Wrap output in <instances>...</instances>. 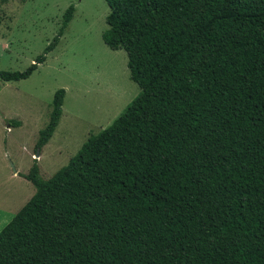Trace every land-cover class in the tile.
<instances>
[{"label": "trees", "instance_id": "1", "mask_svg": "<svg viewBox=\"0 0 264 264\" xmlns=\"http://www.w3.org/2000/svg\"><path fill=\"white\" fill-rule=\"evenodd\" d=\"M106 1L103 39L141 92L52 177L35 160L0 264H264V0Z\"/></svg>", "mask_w": 264, "mask_h": 264}, {"label": "rangeland", "instance_id": "2", "mask_svg": "<svg viewBox=\"0 0 264 264\" xmlns=\"http://www.w3.org/2000/svg\"><path fill=\"white\" fill-rule=\"evenodd\" d=\"M71 5L73 17L62 31ZM109 12L106 0H0V71L26 70L58 38L28 78H0V231L36 192L25 177L35 160L40 177H52L141 92L127 52L103 39ZM61 88L66 95L59 123L40 149V131Z\"/></svg>", "mask_w": 264, "mask_h": 264}, {"label": "crops", "instance_id": "3", "mask_svg": "<svg viewBox=\"0 0 264 264\" xmlns=\"http://www.w3.org/2000/svg\"><path fill=\"white\" fill-rule=\"evenodd\" d=\"M37 158H40V154H39V156H37ZM35 194V193H34Z\"/></svg>", "mask_w": 264, "mask_h": 264}, {"label": "water", "instance_id": "4", "mask_svg": "<svg viewBox=\"0 0 264 264\" xmlns=\"http://www.w3.org/2000/svg\"><path fill=\"white\" fill-rule=\"evenodd\" d=\"M38 156H39V153H38Z\"/></svg>", "mask_w": 264, "mask_h": 264}]
</instances>
